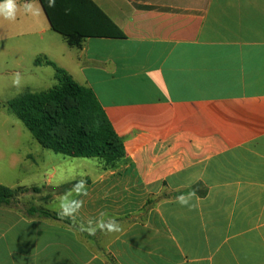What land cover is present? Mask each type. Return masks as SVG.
Returning <instances> with one entry per match:
<instances>
[{"label":"crops","instance_id":"obj_1","mask_svg":"<svg viewBox=\"0 0 264 264\" xmlns=\"http://www.w3.org/2000/svg\"><path fill=\"white\" fill-rule=\"evenodd\" d=\"M92 1L124 39L71 45L14 0L0 60L24 73L17 97L57 86L46 60L91 89L125 160L1 136L0 186L24 192L0 207V264H264V0Z\"/></svg>","mask_w":264,"mask_h":264},{"label":"trees","instance_id":"obj_2","mask_svg":"<svg viewBox=\"0 0 264 264\" xmlns=\"http://www.w3.org/2000/svg\"><path fill=\"white\" fill-rule=\"evenodd\" d=\"M39 1L51 29L66 37L71 45L88 38H125L92 0ZM46 64L54 68L57 86L48 92L25 93L12 99L9 110L46 149L75 158H101L110 167L125 160L124 139L115 132L93 91L76 83L55 63L46 60ZM69 187L61 191L66 192ZM22 192L0 186V207L13 204ZM28 214L64 222L86 234L71 219L47 210L31 208Z\"/></svg>","mask_w":264,"mask_h":264},{"label":"rangeland","instance_id":"obj_3","mask_svg":"<svg viewBox=\"0 0 264 264\" xmlns=\"http://www.w3.org/2000/svg\"><path fill=\"white\" fill-rule=\"evenodd\" d=\"M10 65L11 62L9 59L0 60V137L6 135L31 136L24 124L8 111V102L22 92L23 83L26 82L22 77L24 73H21L20 78V73H12ZM47 84L37 90H46L54 86L55 83H52V85ZM0 149L6 150L9 148L6 147L4 142H0Z\"/></svg>","mask_w":264,"mask_h":264},{"label":"clouds","instance_id":"obj_4","mask_svg":"<svg viewBox=\"0 0 264 264\" xmlns=\"http://www.w3.org/2000/svg\"><path fill=\"white\" fill-rule=\"evenodd\" d=\"M0 12L3 13L6 19H13L14 18V0H6V2L3 5H0Z\"/></svg>","mask_w":264,"mask_h":264}]
</instances>
